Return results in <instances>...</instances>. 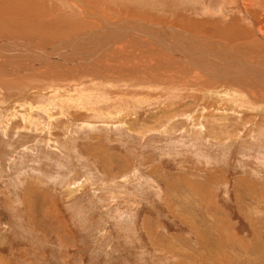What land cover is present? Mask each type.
Masks as SVG:
<instances>
[{
  "label": "rangeland",
  "instance_id": "374dc122",
  "mask_svg": "<svg viewBox=\"0 0 264 264\" xmlns=\"http://www.w3.org/2000/svg\"><path fill=\"white\" fill-rule=\"evenodd\" d=\"M28 1L0 54L64 55L0 74V264H264V5Z\"/></svg>",
  "mask_w": 264,
  "mask_h": 264
},
{
  "label": "bare ground",
  "instance_id": "6f19581e",
  "mask_svg": "<svg viewBox=\"0 0 264 264\" xmlns=\"http://www.w3.org/2000/svg\"><path fill=\"white\" fill-rule=\"evenodd\" d=\"M6 1V0H5ZM8 1V0H7ZM30 1V0H29ZM28 1V2H29ZM53 0H43V2H42V4H44V2H48L49 4L52 2ZM92 1L93 0H90V2L89 1H87L86 2V0H79V1H77V2H79V4L80 5H83V8H82V11L84 12V15L91 9H88V4L87 3H89V4H92ZM238 1V3H239V6H240V9H241V13L243 14V16H244V14L247 12V11H250V9H252V8H250V6L251 7H253V3H255V2H261L262 3V5H264V0H237ZM4 2V1H3ZM13 2V1H12ZM15 2V1H14ZM34 2V1H33ZM32 2V3H33ZM40 2V1H39ZM36 4H37V2H35ZM41 3V2H40ZM29 4V3H28ZM39 4V3H38ZM58 4V3H57ZM60 4V3H59ZM237 4V3H236ZM6 5V4H5ZM19 5V4H18ZM23 6H24V4H22ZM39 5H41V4H39ZM84 5L86 6L87 5V7H84ZM250 5V6H249ZM20 6H21V4H20ZM29 6V5H28ZM27 6V7H28ZM57 6V5H56ZM11 7V6H10ZM22 7V6H21ZM26 7V8H27ZM41 7H43V5H41ZM41 7H40V9H41ZM24 8V7H23ZM39 7H37V9H38ZM45 10H47L46 11V13H44V15H51L52 14V12H53V8H54V5H52V6H50V5H48L47 7L46 6H44L43 7ZM25 9V8H24ZM55 9H56V7H55ZM59 9V8H58ZM6 10H8V9H6ZM28 10V9H27ZM35 10H36V8H35ZM60 10V9H59ZM88 10V11H87ZM10 11V10H9ZM253 11H254V14H257V13H255V10L253 9ZM260 11V10H259ZM37 12V11H36ZM42 12V11H41ZM65 12V11H64ZM78 12L80 13L81 12V9L80 10H78ZM257 12H258V10H257ZM27 13V12H26ZM39 14H40V12H39ZM61 14V13H60ZM60 14L58 15V13H57V15L58 16H60ZM67 14V13H66ZM249 14H251L250 12H249ZM263 14V13H262ZM32 15H35V14H32ZM56 15V14H55ZM246 15H247V19H250L251 17L246 13ZM258 15V14H257ZM264 15V14H263ZM38 16V15H37ZM36 16V17H37ZM64 16V15H63ZM63 16H61V17H63ZM65 17V16H64ZM63 17V18H64ZM254 18H255V16H253ZM19 18V17H18ZM97 18H100L99 16L97 17ZM24 19V18H23ZM65 19V18H64ZM79 19V18H78ZM264 19V18H263ZM27 19H25V21H26ZM30 20V19H29ZM36 20V19H35ZM38 20V19H37ZM70 20H71V18H70ZM69 21V20H68ZM67 21V22H68ZM97 21V20H96ZM34 22H36V21H34ZM73 22V21H72ZM89 22H93V21H89V20H87V21H85L84 19H82V24H81V26L83 25V27L84 26H86V25H88L89 26ZM100 22H101V20H100ZM249 22H251V21H249ZM69 23H71L70 21H69ZM79 23H80V20H78V21H76V26H80L79 25ZM208 23V22H207ZM206 23V24H207ZM243 23V22H242ZM248 23V22H247ZM199 24H203V23H199ZM241 24V23H240ZM118 25V24H117ZM187 25H188V23H187ZM252 25H253V23H252ZM204 26V25H203ZM206 26V25H205ZM130 27V26H129ZM255 27L256 28H259V30H262L263 32H264V28L262 27H258V24H255ZM139 28H140V26H139ZM145 28H147V26H145V27H143L141 30H143V29H145ZM234 28V27H233ZM137 29V28H136ZM154 29H156V32H157V30H159V29H161V28H159V27H152V28H150V30H152V31H154L155 32V30ZM107 30V29H106ZM132 30V29H131ZM134 31V30H133ZM161 30H159V32H160ZM205 31V30H204ZM27 32V31H26ZM57 32V31H56ZM55 32V33H56ZM59 32V31H58ZM162 32V31H161ZM53 33V32H52ZM72 33V32H71ZM87 33V32H86ZM133 33V32H132ZM198 33V32H197ZM231 33V32H230ZM236 33V32H235ZM51 34V33H50ZM96 34V33H95ZM128 34V33H127ZM129 34L131 35V31L129 32ZM88 35V37L89 36H91L92 35V33H90V34H87ZM133 35V34H132ZM157 36H159L158 35V33L156 34ZM232 35H233V33H232ZM233 36H235V35H233ZM39 37V36H38ZM112 37V36H111ZM261 37V36H260ZM161 38V37H160ZM163 39V38H162ZM263 39V38H262ZM261 39V41L263 42V44L262 45H264V39L262 40ZM21 41H19V42H17L16 44H14V49L15 48H18V49H16L15 51L16 52H19L18 54H14L15 56L14 57H10V54L9 53H11V52H8V53H5V52H2L1 54H0V74H3V75H5V77H8L9 76V74H11V76L12 75H15V76H21V73L23 74V72H24V67H28V66H41L46 60L47 61H49V60H51V59H55L56 61H54L53 60V63H56L57 65H59V63H63V62H57L59 59H61V58H59L58 57V55H60L59 53H61V54H63L62 53V51L64 50V48L62 47V42L63 41H58V43H56L57 45H54L51 49H42L43 47H39V48H33L32 47V44L31 43H26L27 45H23V44H21V46L18 44V43H20ZM43 42V41H42ZM84 42V41H83ZM13 43V42H12ZM11 43V44H12ZM22 43V42H21ZM211 43L213 44L214 42L213 41H211ZM227 43V42H226ZM261 43V42H260ZM11 44H9V45H11ZM66 44V43H65ZM37 45V44H36ZM78 45V44H77ZM0 46H1V44H0ZM65 46V45H64ZM86 45H84V44H82V48L84 49V47H85ZM13 47L11 46V48L13 49ZM74 46H72V48H73ZM79 47V46H78ZM90 47V46H89ZM88 47V48H89ZM207 47V49H209V48H211L212 50H214L215 52H213L214 53V55H213V53H210L209 51H202V54L205 56V57H211V56H216V50H215V48L213 47V46H209V45H207L206 46ZM217 48H218V46H216ZM81 48V49H82ZM226 51H225V53L224 54H226V58H231V49H229V48H226V47H223ZM21 49H25V50H27V52L24 54V55H22L21 56ZM252 49V48H251ZM2 50V49H1ZM75 50V49H74ZM71 51V50H70ZM263 51V50H262ZM64 52V51H63ZM67 52V51H66ZM194 53V52H193ZM6 54H8L9 56H6ZM66 54V53H65ZM71 54V53H70ZM75 54V55H74ZM74 56L76 57V55L77 56H81V54H82V51H75L74 52ZM64 55V54H63ZM255 55H256V57L257 58H259V60H253V61H251V60H249V59H247L246 57H244V56H247L246 54H237V55H233V58H234V60L235 61H238V62H241L242 61V63H243V65H245V67H247L246 69H244L243 71H248V72H250L251 74H252V76H254V73L253 72H255V73H261V72H263V69H264V63H263V61L261 60V59H263L264 60V52H263V54H261V53H259V52H257L256 51V53H255ZM254 55V56H255ZM83 56V55H82ZM253 56V57H254ZM8 57H10V58H8ZM23 57H26V58H23ZM64 57H67V56H64ZM69 58V57H68ZM73 59V58H72ZM202 59H205V58H202ZM62 61H63V59H62ZM226 61H228V60H226V59H224L223 61H222V63L223 62H226ZM71 62V61H70ZM67 63V62H66ZM68 64V63H67ZM63 65V64H62ZM49 66V65H48ZM215 67H216V69H218V68H220L221 69V65L219 64V63H215ZM218 67V68H217ZM242 68H244V67H242ZM253 71V72H252ZM264 73V72H263ZM256 77V76H255ZM257 78V77H256ZM254 79V78H253ZM246 87V86H245ZM236 90V89H235ZM238 90V89H237ZM241 91V90H240ZM238 93H240V92H238ZM259 93V92H258Z\"/></svg>",
  "mask_w": 264,
  "mask_h": 264
}]
</instances>
